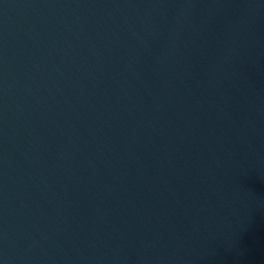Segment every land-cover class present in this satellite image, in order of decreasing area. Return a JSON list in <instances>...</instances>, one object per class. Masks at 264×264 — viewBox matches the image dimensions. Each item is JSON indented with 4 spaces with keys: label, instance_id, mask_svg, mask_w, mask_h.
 I'll use <instances>...</instances> for the list:
<instances>
[{
    "label": "water",
    "instance_id": "95a60500",
    "mask_svg": "<svg viewBox=\"0 0 264 264\" xmlns=\"http://www.w3.org/2000/svg\"><path fill=\"white\" fill-rule=\"evenodd\" d=\"M0 264H264V0H0Z\"/></svg>",
    "mask_w": 264,
    "mask_h": 264
}]
</instances>
